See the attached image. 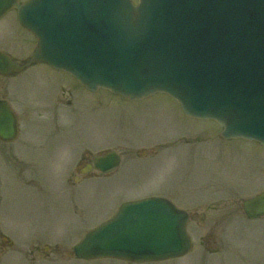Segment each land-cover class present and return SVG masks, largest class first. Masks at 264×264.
<instances>
[{
    "label": "rangeland",
    "instance_id": "rangeland-1",
    "mask_svg": "<svg viewBox=\"0 0 264 264\" xmlns=\"http://www.w3.org/2000/svg\"><path fill=\"white\" fill-rule=\"evenodd\" d=\"M13 17L0 20V50L26 59L35 38ZM2 96L23 132L0 142V264H264V218L247 220L240 208L264 190V145L222 139L214 121L186 116L167 94L123 101L91 93L44 63L0 76ZM85 147L124 151L123 163L107 177L77 180ZM147 196L190 213L189 254L148 263L68 255L123 202Z\"/></svg>",
    "mask_w": 264,
    "mask_h": 264
},
{
    "label": "water",
    "instance_id": "water-1",
    "mask_svg": "<svg viewBox=\"0 0 264 264\" xmlns=\"http://www.w3.org/2000/svg\"><path fill=\"white\" fill-rule=\"evenodd\" d=\"M14 9L38 43L22 63L0 52L2 75L47 63L122 100L166 93L187 115L215 120L222 138L264 145V0H0V18ZM16 136L14 113L0 105V138ZM119 163L108 152L95 168ZM243 208L264 216V192ZM188 222L162 197L125 202L74 254L139 263L182 257L191 249Z\"/></svg>",
    "mask_w": 264,
    "mask_h": 264
},
{
    "label": "flooded vegetation",
    "instance_id": "flooded-vegetation-1",
    "mask_svg": "<svg viewBox=\"0 0 264 264\" xmlns=\"http://www.w3.org/2000/svg\"><path fill=\"white\" fill-rule=\"evenodd\" d=\"M0 101H6L13 109L17 110L15 108V104L6 96H2L0 97ZM18 116V115H17ZM18 121H19V126H20V135L22 134L21 130H22V124L20 125V118L18 116ZM2 143H4L5 145H9L8 143H5L3 141H0ZM104 150V148H97L95 151L90 148V147H85L82 149V151L79 153L78 155V160H77V164H76V169L79 171V172H85L88 167L91 165L94 164V161H95V158L98 156V155H101V152ZM121 156V162H123V157H124V151H119L117 150ZM101 173L98 172V171H95V170H91L90 172L84 174V176H94V175H100ZM241 209H242V206H241ZM6 238V237H5ZM8 241H9V238H8ZM31 247H33V249L31 250V252L33 250L35 251H40V249L38 248V246L36 245H32ZM30 251L28 253H31Z\"/></svg>",
    "mask_w": 264,
    "mask_h": 264
}]
</instances>
